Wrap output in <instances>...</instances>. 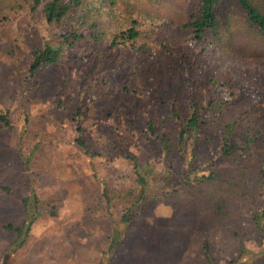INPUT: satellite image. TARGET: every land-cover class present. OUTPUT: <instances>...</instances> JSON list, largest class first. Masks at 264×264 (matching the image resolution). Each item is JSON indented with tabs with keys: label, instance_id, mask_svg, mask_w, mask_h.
I'll return each mask as SVG.
<instances>
[{
	"label": "rangeland",
	"instance_id": "374dc122",
	"mask_svg": "<svg viewBox=\"0 0 264 264\" xmlns=\"http://www.w3.org/2000/svg\"><path fill=\"white\" fill-rule=\"evenodd\" d=\"M133 3L153 19L179 23L186 18L189 0ZM34 13L32 19L21 14L0 28L2 43L17 38L11 44L13 52L0 45V114L9 121V125L0 121V264H177L186 255L201 253L205 240L214 264L235 259L264 264V217L262 227L254 219L262 210L264 192L253 174L243 177L239 198L230 202L238 217L226 226H197V202L190 208L174 193L179 183L182 190L212 189L215 180L185 181L210 169L223 174L230 166L243 165L247 155L264 166V37L245 24L235 26L231 44L245 51L247 58L227 70L217 65L227 76L221 78L220 89L212 91L251 109L253 132L248 133L245 124L231 134V142L246 149L232 157L219 156L224 129L219 108H204L205 136L196 139V157L189 165L185 149L178 147V123L171 111L175 102L183 117L188 115L185 78L129 98L118 91L111 99L97 100L85 86L107 65L100 59L83 62L71 51L67 62L35 70L41 84L35 92H16V66L24 61V53L54 41L65 29L64 18L47 22L39 11ZM178 65L175 57L163 64L169 70ZM110 67L115 68V62ZM124 79L122 74L111 83L120 85ZM149 122H153V135ZM78 124L86 130L91 154L76 142ZM136 162L147 175L146 193L137 207L143 205L126 228L124 241L108 252L113 225L129 206L120 199L106 202L102 186L129 182L135 177ZM34 194L39 195L37 201ZM23 198H29L28 220L35 216L25 242L20 245L19 240L18 246L13 244L15 232L2 224L23 218Z\"/></svg>",
	"mask_w": 264,
	"mask_h": 264
},
{
	"label": "trees",
	"instance_id": "16d2710c",
	"mask_svg": "<svg viewBox=\"0 0 264 264\" xmlns=\"http://www.w3.org/2000/svg\"><path fill=\"white\" fill-rule=\"evenodd\" d=\"M35 11H39L47 22L64 18L65 29L54 41L24 53V61L16 66V92L24 89H28L29 93L35 92L41 86L36 80L35 70L44 64L67 62L71 51L77 53L83 62L100 59L107 65L105 71L97 74L85 86L86 91L91 89L94 92L97 100L111 99L118 91L129 98L132 93L167 88L178 79L185 78L188 115L183 117L175 102L171 104V111L178 123V147L185 149L183 156L189 165L196 157L193 148L196 139L205 136V122L201 118V110L204 108H219V119L224 128L219 156L232 157L246 149L245 146L232 143L231 134L238 125L245 124L249 125L248 133L253 132L250 126L252 111L241 102L223 100L216 96L221 78L227 76L217 65L227 70L235 62L247 58L245 51L231 44L230 36L236 25L245 24L248 30L264 37V0H189L186 18L179 23L153 19L146 11L138 10L133 0H0V28L21 14H28L32 19L36 15ZM16 39L14 37L2 43L0 38V45L5 44L6 49L13 52L11 44L16 43ZM170 57H175L179 65L169 70L163 64ZM113 62L115 68L110 67ZM122 74L125 78L122 84L111 83L114 77ZM212 91H215L214 94ZM74 117L79 119V112ZM0 121L9 125L6 115L0 114ZM148 129L151 135L155 133L153 122H149ZM77 132L76 142L91 154L84 138L86 130L78 124ZM251 139L253 136L248 137V140ZM126 157L133 159L129 155ZM242 161L243 165L230 166L222 171L223 174H219L218 169H210L206 175L194 174L193 178L184 180L186 183L215 180L212 189L198 191L190 187L182 190L179 188L180 183L174 187V193L182 204L190 208L196 202L199 205L195 222L197 226L206 229L226 226L237 219L238 214L229 208V204L239 198L243 177L253 174L264 192L263 164L249 155ZM135 167V177L129 182L114 185L104 182L102 186L106 202L120 199L129 206V210L113 225L108 252L114 251L124 241L126 228L139 216L138 210L143 205L137 207L146 193L147 175L141 171L137 162ZM1 188L11 191L6 185ZM166 195H169L168 192ZM34 197L36 201L39 199V195L34 194ZM28 200L23 198V218H19L20 221L8 220L2 224L3 229L15 232L14 245L20 246L25 242L23 239L35 216L28 220ZM49 205L51 208L54 206L53 202ZM263 217L264 203L262 210L254 214L259 227H262L260 219ZM19 240L22 241L20 245ZM203 246L201 253L186 255L177 264H214L209 241L205 240ZM241 251H245L243 245ZM229 264L252 263L235 259Z\"/></svg>",
	"mask_w": 264,
	"mask_h": 264
}]
</instances>
